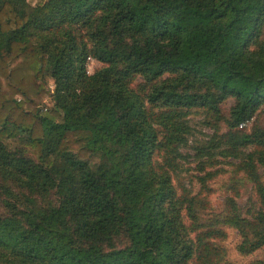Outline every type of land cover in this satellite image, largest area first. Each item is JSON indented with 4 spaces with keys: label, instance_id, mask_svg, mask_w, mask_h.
Masks as SVG:
<instances>
[{
    "label": "trees",
    "instance_id": "1",
    "mask_svg": "<svg viewBox=\"0 0 264 264\" xmlns=\"http://www.w3.org/2000/svg\"><path fill=\"white\" fill-rule=\"evenodd\" d=\"M223 164L258 208L213 209ZM231 232L264 251V0H0V264H232Z\"/></svg>",
    "mask_w": 264,
    "mask_h": 264
},
{
    "label": "rangeland",
    "instance_id": "2",
    "mask_svg": "<svg viewBox=\"0 0 264 264\" xmlns=\"http://www.w3.org/2000/svg\"><path fill=\"white\" fill-rule=\"evenodd\" d=\"M35 0H29V2L34 3ZM100 66V63L92 60L88 66V72L92 73L93 70ZM49 89L53 88V84L51 81H47ZM49 103V102H47ZM190 123L193 126V134L190 138V143L194 139H199L202 137V134L207 133L208 130L202 127L199 123V118L197 116L190 117ZM190 145V144H189ZM183 153L191 154V148L185 147L183 148ZM192 159H189L187 162L190 167H194ZM222 171L219 173L216 180L211 184L212 188L215 189L214 193L211 194L210 201L212 203L213 209L219 211L222 209L223 200L226 196L230 194V187L234 186V188L238 191V196L236 198V202L240 209L245 213L246 211H251L258 208V204L256 202L255 197L252 194V186L251 183L244 178L241 174L232 173L231 167L227 164H223L220 166ZM198 188V185L196 186ZM237 240V236L235 233L231 232L229 239L225 242V245L228 249L227 254L232 262V264H247L251 260L260 258L264 251H258L249 256H241L237 253L235 249V242Z\"/></svg>",
    "mask_w": 264,
    "mask_h": 264
}]
</instances>
